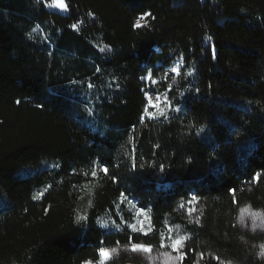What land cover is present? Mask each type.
<instances>
[{
	"label": "trees",
	"instance_id": "1",
	"mask_svg": "<svg viewBox=\"0 0 264 264\" xmlns=\"http://www.w3.org/2000/svg\"><path fill=\"white\" fill-rule=\"evenodd\" d=\"M64 1L0 0V264L168 251L176 225L181 264H264L238 222L264 214V0Z\"/></svg>",
	"mask_w": 264,
	"mask_h": 264
},
{
	"label": "rangeland",
	"instance_id": "2",
	"mask_svg": "<svg viewBox=\"0 0 264 264\" xmlns=\"http://www.w3.org/2000/svg\"><path fill=\"white\" fill-rule=\"evenodd\" d=\"M40 1L43 2L44 5L47 7V9L50 11L62 13V14L68 13V8L64 0H63V3L64 5H66V8L55 6L54 0H40ZM143 23H144L143 21H140L141 25H143ZM173 68H177L178 71L173 72L172 71ZM167 70H168L169 77H170V87L167 90L162 91L161 89L163 87L161 85L164 84L163 82H159L155 85L152 84V90L148 94V98L149 96L151 97L152 105H148V112L146 113L147 118H157L161 115L160 114L161 112H163L164 114L174 112L172 102L168 100L167 96L169 92L171 91V88L175 85L176 80L179 77L184 76L183 75L184 74L183 65L180 62H175L171 64ZM71 86L77 87L78 84H73ZM157 94H159V100H157ZM0 205L4 209L8 207L6 201L4 202L0 201ZM238 222H239L240 227L246 231L257 233V234L264 233V214L261 211L253 210L251 207H245L242 209L239 215ZM172 231L173 233L171 235V239L166 244V247L170 248L168 251L158 252V251H154L150 247L151 249L150 252H143V251L134 252L132 251V246L128 248L108 249V251L110 252V259L107 260L106 264L116 259L121 253L137 255L141 259L142 264H181V259L176 260V259L170 258V257H176L177 255H179L178 252L173 251V249L171 248V244L173 240H175L178 236H184L185 237L184 242H185L186 239L188 238V235L186 231L179 225L174 226L172 228ZM262 246L264 245H261L259 247L260 252L262 250ZM165 253H167L168 255H165ZM262 258L264 261V257ZM198 264H201V262H198Z\"/></svg>",
	"mask_w": 264,
	"mask_h": 264
},
{
	"label": "snow or ice",
	"instance_id": "3",
	"mask_svg": "<svg viewBox=\"0 0 264 264\" xmlns=\"http://www.w3.org/2000/svg\"><path fill=\"white\" fill-rule=\"evenodd\" d=\"M54 3H55V6L66 8V5H64L63 0H54ZM150 15H151L150 13H146V14L142 15L136 21V26L137 27H140L141 26L140 21L141 20H144L147 16H150ZM73 27H75V26H73ZM206 39H210V37H206ZM101 51H104V49H101ZM172 71L173 72H177L178 69L177 68H173ZM142 79L150 80L153 85L159 83V81H156V80H153L152 79V73L151 72H149L147 74V77L142 78ZM157 100H159V94H157ZM18 103H19V101H18ZM148 103H149V105H152V100H151V97L150 96L148 98ZM153 106H155V105H153ZM145 112L146 113L148 112V109L147 108L145 109ZM160 114L161 115H164L163 112H161ZM103 171L105 173L108 172V169H107L106 166L103 168ZM92 175L95 176L96 175V172L93 171L92 172ZM253 179L258 180L259 179V173H257L256 176L253 177ZM195 199H196L195 197H192V200H195ZM188 203L191 204L192 201L190 200ZM192 210L194 211V209H192ZM253 215H255V214H253ZM197 223H199V220H197ZM131 227L133 228V230H137L136 227H135V225H131ZM145 234H147V233H145ZM184 240H185V237L184 236H178L175 240H173V242L171 244V248L173 249V251L178 252L179 255H177L176 257H170V258L176 259V260H180V259L184 258L187 255V253H184V252H181L180 251V249L183 247ZM162 244H163V242H162ZM132 251H134V252H136V251L150 252L151 249H150V247H147V246H144V245L133 244L132 245ZM165 255H168V254L165 253ZM259 255L262 256V257H264V246H262V250L259 253ZM99 257H100L99 264H106L107 260L110 259V252L108 250H106V249H101L99 251ZM86 264H91V262H86Z\"/></svg>",
	"mask_w": 264,
	"mask_h": 264
}]
</instances>
